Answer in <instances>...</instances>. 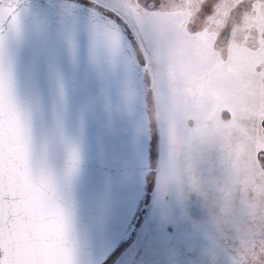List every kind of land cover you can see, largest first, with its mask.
I'll return each instance as SVG.
<instances>
[{"label":"snow or ice","instance_id":"obj_1","mask_svg":"<svg viewBox=\"0 0 264 264\" xmlns=\"http://www.w3.org/2000/svg\"><path fill=\"white\" fill-rule=\"evenodd\" d=\"M60 8L51 0H0V264H81V225L94 210L81 147L85 113L80 108L73 137L68 128L69 95L57 59L49 55L56 43L52 18L58 32L82 16L84 6L73 5L70 16ZM95 8L130 19L143 13L147 23L160 25L156 31L160 45L172 40L170 29H175L186 36L190 55L211 49L208 65L190 81L189 110L200 106L203 95H215L223 116L235 120L246 115L264 131V0H175L167 7L160 0H136L124 5V15L109 4L96 3ZM84 16L104 20L93 9ZM83 39L85 55L99 49L94 33ZM136 46L144 57L139 65L143 68L148 49L139 41ZM185 68L182 60L162 68L160 74L172 78ZM118 143L112 138L96 159L106 170L109 198L112 156L118 152L131 168L137 166L135 150L118 149ZM262 153L264 147L257 151L258 160ZM59 155L61 165L54 163ZM135 175L133 171L132 179ZM161 182L157 174V191ZM152 187L150 182L145 204Z\"/></svg>","mask_w":264,"mask_h":264},{"label":"rangeland","instance_id":"obj_2","mask_svg":"<svg viewBox=\"0 0 264 264\" xmlns=\"http://www.w3.org/2000/svg\"><path fill=\"white\" fill-rule=\"evenodd\" d=\"M160 2L167 7L175 0ZM96 3L124 15V5L136 0H93L89 5ZM119 19L141 63L137 41L148 49L153 187L131 239L105 264H264V153L257 159L263 131L246 115L235 120L223 116L215 95H203L200 106L189 110L190 81L208 65L211 49L190 55L186 36L175 29H170L172 40L160 45V25L147 23L143 13ZM182 60L183 72L172 78L160 74ZM157 174L162 181L158 191Z\"/></svg>","mask_w":264,"mask_h":264},{"label":"water","instance_id":"obj_3","mask_svg":"<svg viewBox=\"0 0 264 264\" xmlns=\"http://www.w3.org/2000/svg\"><path fill=\"white\" fill-rule=\"evenodd\" d=\"M51 2L61 5L60 11L64 16L73 13V5L84 6L83 15L71 24L61 26L58 32L52 18L56 43L49 49V55L57 59L69 95L68 128L73 137L76 136L80 108L85 113L81 147L94 210L81 225L82 255L78 260L81 264H105L131 239L147 207L144 197L147 195L148 177L153 172L152 123L147 98L151 86L145 81L148 66H139L143 63L132 39L106 12L78 0ZM89 9L97 11L104 20L96 21L84 16ZM93 33L100 47L96 52L85 55L83 38ZM77 35L80 37L78 43ZM26 58L30 62L31 54ZM52 75L55 80V74ZM112 138H118V149L135 150L137 166L131 168L128 160L120 158L118 152L112 156L110 162L114 172L107 186L113 196L109 198L105 192L106 170H101L96 159L104 152L105 145L112 143ZM54 163L61 165L62 155L57 156ZM133 171L136 174L134 179Z\"/></svg>","mask_w":264,"mask_h":264},{"label":"trees","instance_id":"obj_4","mask_svg":"<svg viewBox=\"0 0 264 264\" xmlns=\"http://www.w3.org/2000/svg\"><path fill=\"white\" fill-rule=\"evenodd\" d=\"M99 10H102V11H104V12H106L109 16H111L112 18H114L121 26H122V28H124L125 29V27L122 25V23L120 22V19H119V17H117V16H115V15H113L112 13L111 14H109V12L108 11H105V10H103V9H99ZM126 30V29H125ZM126 33L130 36V38L132 39V42H133V44H134V39L132 38V36L127 32V30H126ZM134 46H135V44H134ZM136 48V47H135ZM145 81H146V79H145ZM147 82V81H146ZM147 85H149V83L147 82ZM150 92H151V90L150 91H148V94H147V98H148V104H149V97H150ZM149 114H150V118H151V107H150V104H149ZM152 123V122H151ZM152 136H153V129H152ZM263 136H264V131H263ZM151 157H152V149H151ZM261 162H262V164L264 165V158H262V160H261ZM150 181H151V179H150V176L148 177V182L150 183ZM124 246V245H123ZM122 248V247H121ZM118 252V251H117ZM116 252V253H117ZM107 263V262H106Z\"/></svg>","mask_w":264,"mask_h":264}]
</instances>
